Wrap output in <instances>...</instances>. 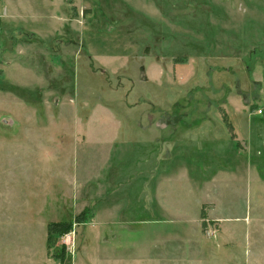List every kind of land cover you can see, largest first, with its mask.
Here are the masks:
<instances>
[{"label": "rangeland", "instance_id": "1", "mask_svg": "<svg viewBox=\"0 0 264 264\" xmlns=\"http://www.w3.org/2000/svg\"><path fill=\"white\" fill-rule=\"evenodd\" d=\"M113 130L118 138L101 148L100 133ZM168 136L187 142L180 159L193 180L208 174L194 166L200 143L218 146L232 170L244 151L249 186L245 172L233 196L219 181L164 183L152 195L158 174L174 170ZM23 147L51 151L49 172L69 166L61 151L78 149L82 182L58 204L0 198V264H264V0H0V151ZM7 155L0 193L3 175L20 168ZM221 188L231 218L199 207ZM151 197L182 198L186 217L164 218L155 201L154 219ZM57 222L72 225L48 251ZM145 222L170 225L142 237Z\"/></svg>", "mask_w": 264, "mask_h": 264}, {"label": "crops", "instance_id": "2", "mask_svg": "<svg viewBox=\"0 0 264 264\" xmlns=\"http://www.w3.org/2000/svg\"><path fill=\"white\" fill-rule=\"evenodd\" d=\"M111 118L115 119L113 116H111ZM117 122L118 121L116 120L114 123L116 124L115 126L118 129L119 125L117 124ZM106 133H107L106 131L105 133L103 132L100 133V136H102L100 139L102 143L99 142L98 144L100 145L101 148L104 145H107V144L110 145L111 143L115 142L116 138H118L119 136L118 130H113L112 132L110 131L108 135L109 137L105 136ZM89 135H90V129L88 131V137L90 138ZM173 138L174 137L172 136H168L164 138V143L166 144V143L172 142V145L175 146V147H172L170 144H168V146L165 148L166 151L169 150L168 151L169 153L173 152L174 154V155L171 154V159H170V166L174 170L172 172L165 173V170H166L165 168L160 173L158 172L160 179H158L156 185L153 188V191H151L152 195L153 193H156L157 191L160 192V189H162V187H164L163 185H165L164 183H168V185L170 184L169 185L170 187L172 186L174 187V185L176 186L181 185L183 183H186L185 181H187L190 184L194 185L195 187L197 186L199 187L201 186V184L202 185L204 184V186H212L218 183L217 181H219V183L221 184L224 183L222 184V188H226L228 194L233 196L235 194V190H234V187L232 186L235 185L234 184L235 181H238L237 185L239 186L241 185L240 178H242V180L243 178H245V172H247V185L246 186H249L250 180H251V171H252L254 164L251 162L250 156H247L246 153H244V151L240 150L241 152L240 151L235 152L236 157L234 156L232 158V161L234 162L232 168H235V170H232L230 167L227 166L229 165V159H225V157L218 152L219 151L218 146H215L217 148L216 150L214 147L208 148L207 146H205V145H209V142L200 143L197 147L193 149L194 151L193 155H197L195 157L196 163H194L195 164L194 166L195 168L200 170V172L196 171V173L201 174L202 172L203 174L204 172L208 171V174L205 175V177L203 178L193 180L192 178H190V175L188 174V170H187L188 168L186 167V163L184 162V160L180 159L181 156L183 158V156L186 155L188 151L187 142L183 141V142L176 143L172 141ZM58 151H55V152L53 151V154L56 153L59 155ZM77 151L78 149L76 148L75 149L73 148V150H69V151L66 149L65 152L61 151L60 152L61 154L62 153L70 154V157L68 158V163L70 162L69 166H67L66 168L65 167L62 168V170L59 171L58 170L59 168L56 165V169H51L49 172L48 169H44L43 160L44 159L47 160V158H44L43 156L44 154L49 155L51 151L49 152L48 150H42L36 147H23L21 149H11L5 152H2L1 150L0 154L7 153L8 154L7 158L13 159L19 162L20 168L18 169L16 173L9 170L6 174L3 175V178H1V184L4 186V193H0V198H40V199L50 198L52 203H56V204L61 202L59 198H66L65 202L68 201V198H75L73 189L77 190L79 188V184L77 180L79 182H82L79 178L77 164H73V161H76L77 159L76 158ZM217 155H221V156L217 157ZM55 162H57V160L51 163L52 167ZM173 162L176 164L172 165ZM181 162L183 166H181L180 164ZM155 169L157 168L150 169L149 170L150 172H147V173L152 174ZM159 169L160 167H158L157 170ZM256 172H257V178L261 179V176L258 173V168H256ZM153 177L154 175L152 176V180H150L149 186L150 184L153 183L152 181H154ZM68 178H70L71 181H68L67 180ZM204 178L205 179L207 178V179L204 180ZM125 182L126 180L125 181L122 180L119 182L117 181L116 185L111 187L109 190H105L103 192L104 195L102 194L104 198L103 197L100 198V202H102L103 199L104 201L105 200L108 201L114 195L119 193L124 187L127 186V185H124ZM69 184H71L72 187ZM18 185L20 187V191L17 194L15 193V188ZM60 185L62 186L60 187ZM81 185L82 184H80V187ZM242 186H245V183L242 184ZM222 188L219 189L217 193L212 196L208 194L205 200H200L199 202V207L202 206L204 203L206 204L210 202L212 204V209L210 210V217H214L215 219H218V218L223 219L227 217L231 218L235 214V210H233L232 213H229L227 211L226 212L222 211L223 209L227 208L226 207L227 205L231 206V203H233L232 202L233 197L231 198L232 200H230V197H228L225 190ZM230 189H231V193H230ZM24 192H26V194H24ZM174 193H176V191ZM76 198H79V196H77ZM170 201L171 200L167 202L165 198H159V197L149 198L148 204H150V207H151L150 213H152V216L154 219L158 220L159 218L158 215L156 216L154 214L155 212L154 210H156V207H154V203L158 205L157 206L158 209L160 206L162 207L160 210H163L161 211L162 212L161 214H165L164 218H173L175 220L176 219L178 220V219H183L186 217V212H185L186 209L180 206V203H182L181 202L182 198L174 197L173 202L170 203ZM149 209H147V211ZM170 210H172L173 212L177 211L178 214L168 213V211ZM201 212H202V209H201ZM220 212H224V214H219ZM195 218L197 219L198 217H195ZM145 225H147L146 230H137L138 234H141L142 237L143 236L150 237L151 234L156 233L155 231L156 225L159 227L161 225V229L158 230V233H161L162 231V233L164 234L167 231V229H165L166 226L170 224L168 223L162 224L159 222H148V223L145 222ZM139 229H142V228H139Z\"/></svg>", "mask_w": 264, "mask_h": 264}, {"label": "trees", "instance_id": "3", "mask_svg": "<svg viewBox=\"0 0 264 264\" xmlns=\"http://www.w3.org/2000/svg\"><path fill=\"white\" fill-rule=\"evenodd\" d=\"M93 63L94 60H91ZM87 211V210H86ZM205 211V210H204ZM204 213V212H203ZM79 217V216H78ZM77 217V218H78ZM203 218L206 217L205 213L202 215ZM71 223L68 222H57V223H50L48 225V237H47V249L48 251L52 250L54 248L53 243L59 238V236L63 233H65V230H68V228L71 226ZM63 258L62 256L60 259Z\"/></svg>", "mask_w": 264, "mask_h": 264}]
</instances>
